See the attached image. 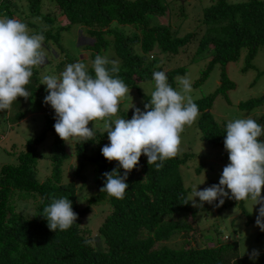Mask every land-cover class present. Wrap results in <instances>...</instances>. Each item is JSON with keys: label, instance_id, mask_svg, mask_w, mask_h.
Instances as JSON below:
<instances>
[{"label": "trees", "instance_id": "obj_1", "mask_svg": "<svg viewBox=\"0 0 264 264\" xmlns=\"http://www.w3.org/2000/svg\"><path fill=\"white\" fill-rule=\"evenodd\" d=\"M28 2V16L42 19L45 26L40 27L36 22L25 23H29L31 33H42L45 43L61 47V32L69 25L78 24L86 28L87 37L91 39L88 45L93 49L90 57L94 61L107 43L106 36L111 35L120 58L118 76L128 87H137L139 81L153 79V72L161 71L150 62V54L155 48L175 54L197 34V30H192L177 36L170 23H164L168 8L163 0H50L51 4L48 0L49 8L53 6L46 12H42V0ZM19 11L24 14L25 9L17 8L14 1L0 0V18L21 20L16 15ZM58 16L64 17L67 24L62 26L56 22ZM156 17L159 22H153ZM113 22L129 25L134 30L129 34L115 30ZM202 24L206 30L198 39L197 51L208 49L210 60L196 82L204 80L214 64L225 66L235 60L243 48L249 64L258 47L264 45V0H215L203 7ZM147 55L149 60H146ZM88 71L94 75L92 67H88ZM184 71L185 66L166 71L173 88L175 76ZM222 80L220 89L226 90L234 85L223 71ZM40 83L39 74L34 69L31 82L26 85V90L31 93L29 99L19 97L10 111H0L9 123H18L30 113L27 105L32 99L31 109L37 108L44 117L39 132L27 138L15 151L16 161L0 165V264H264V251L259 252L256 259L250 258L251 254L239 256L237 241L227 240L226 235L224 240L217 237L213 244L205 242V245L198 246L191 243L193 225L197 227L195 212L190 203L183 204L188 189L184 187L179 172L189 154L165 161L158 171L154 165L148 164L147 156L142 155L138 168L128 175L129 188L124 198L116 199L100 192L106 180L102 174L118 168L122 175L124 170L119 168L118 162H109L102 155L101 148L108 144L104 142L107 133L94 129V141L77 143L74 140L76 164L70 170V164L66 162L69 148L55 132V112L44 103L48 93L46 85ZM214 94L194 99L200 112L196 125L199 137L219 146L228 159L224 148L227 122H217L211 113ZM263 99L264 95L248 99L239 106L252 107ZM133 112L134 108H130L120 114L122 118L131 119ZM262 119L260 117L256 122L260 124ZM49 130L53 132L49 146L46 149L39 147ZM40 160L47 161L44 174L39 170ZM87 165H91L88 172L92 174V195L88 204L81 207L76 181L85 180ZM67 169L71 175L64 181ZM62 197L72 201L78 218L66 231H51L47 219L39 213L54 199ZM102 202H106L108 212L98 227L101 237L98 235L93 243L82 218L89 212L91 204ZM243 202L239 201V206L248 222L250 215ZM176 235L182 237L181 244L169 245V240Z\"/></svg>", "mask_w": 264, "mask_h": 264}, {"label": "clouds", "instance_id": "obj_2", "mask_svg": "<svg viewBox=\"0 0 264 264\" xmlns=\"http://www.w3.org/2000/svg\"><path fill=\"white\" fill-rule=\"evenodd\" d=\"M44 40L42 33H31L25 22L0 18V111H10L19 97L28 100L31 96L26 85L31 82L33 70L46 62ZM91 67L94 75L80 61L68 64L59 76L42 75L40 84L46 85L48 93L44 103L54 109L55 132L66 143L93 140L94 122H104L109 143L101 148V153L109 162H118L124 172L121 175L118 168L104 172L106 180L100 192L123 199L129 188L128 175L138 168L140 157L146 155L148 164L160 170L165 161L181 154V134L186 126L191 127L196 122L200 112L190 95L192 81L187 75L175 78L179 89H174L166 72L154 71L155 88L144 110L133 105L131 119H113L120 111L122 100L130 94L129 87L118 76L119 63L97 55ZM89 122H93L92 127ZM262 136L264 126L253 118L228 121L224 148L229 163L224 166L219 183L203 190H198L197 185L183 204L191 202L203 208L205 202L214 204L218 200L215 206L219 207L225 202L224 198L237 202L250 199L254 205H259L255 223L264 231ZM39 215L47 219L49 229L55 232L68 230L78 218L68 197L54 199ZM258 255L259 252L253 250L250 258L256 259Z\"/></svg>", "mask_w": 264, "mask_h": 264}, {"label": "rangeland", "instance_id": "obj_3", "mask_svg": "<svg viewBox=\"0 0 264 264\" xmlns=\"http://www.w3.org/2000/svg\"><path fill=\"white\" fill-rule=\"evenodd\" d=\"M11 1H14V5L20 10L22 8L25 9L24 14H21V11L16 14L20 16L23 22H36L40 27L45 26L42 19L28 16V0ZM227 1L237 2L244 0ZM42 2V12L51 11L53 5L49 8L50 0V4L48 0H42ZM213 2L215 0H163V3L168 8V14L165 13L166 22L164 23L169 22L177 36H182L185 32L192 30H197V34L193 40L179 48L175 54H167L155 48L150 54L152 55L150 62L164 72L179 66H185V71L175 76V78L187 75L191 79L192 92L190 95L193 100L215 93L211 113L217 122H228L237 118H253L257 120L261 117L263 122H260V125L264 126V99L260 104L252 107L239 106L240 103L248 99L260 98L264 95V45L258 47L249 64L245 59L246 51L243 48L235 60L229 61L225 66L214 64L206 78L196 82L210 60V51L208 49L197 51L198 39L206 30V27L202 24V9ZM152 20L153 22L160 21L157 17ZM163 20L165 21V19ZM56 22L62 26L67 24V20L62 16H58ZM27 25L29 27V23ZM112 27L115 30L125 31L126 34L134 30L129 25L115 22L112 23ZM29 29L31 30V27ZM136 31L139 33V30ZM106 41L107 43L101 49L99 55L106 56L109 60H115L120 64V58L115 52L112 36L107 35ZM90 42L91 39L87 37L85 27L78 24L69 25L68 29L63 30L60 34L61 47L43 42L46 62L36 69L37 74H39L40 78L42 75L59 76L68 64L77 61L85 63L87 67H91L93 60L90 54L93 49L88 45ZM149 59L150 57L147 55L146 60ZM222 71L234 84L226 90L220 89L223 83V80L221 82ZM154 88L153 79L141 80L137 83V87H129L130 94L122 100L120 111L117 117L113 119L122 118L120 112L129 110L133 105L144 110V105L150 100ZM174 89H179L176 80L174 81ZM32 106L33 102L31 99L27 105V110H31L30 113L19 120L18 123H9L0 114V165L16 161L15 151L20 148L27 138L35 136L42 128L43 112L37 108L31 109ZM196 122L191 127L186 126L181 134V154L178 155V157H184L189 154L185 162L179 167L183 185L188 189V196L192 194L193 189L197 185L198 190H203L210 187L211 182L218 184L224 166L229 163V159L224 157L223 150L219 146L209 144L199 137L200 132ZM89 124L91 127L93 126V122H89ZM94 125V129L101 132L104 131L103 121H95ZM52 137L53 132L47 131L44 141L39 144V147L46 149ZM260 138L264 140V136ZM104 142L109 143L108 137L104 139ZM67 146L70 155L66 162L70 164L68 168L73 170L76 164L74 140L68 141ZM46 164L47 161L40 160L39 170L41 174H44L47 170ZM89 167L91 165L85 167V180L78 179L76 181L78 204L81 207L88 204V199L92 195V174L88 172ZM70 173L71 171L68 169L64 171V181L70 178ZM202 181L204 182L201 183ZM261 194L264 195V191ZM195 199L197 202L199 201L198 197ZM224 199L225 202L219 207L215 206L218 202H214V204L205 202L203 208L193 206L190 202L195 212L194 221L197 226L196 232V228L192 223L194 230L191 243L198 246L205 245V242H207L206 244H213L216 242L217 237L224 240L223 236L226 235L227 240L237 241L239 256L252 254L253 250L264 251V231H261L255 223L259 205H254V202L250 199L243 202L244 208L250 215V220L247 222V216L242 212L239 201L229 198ZM107 212L106 202L91 204L89 212L82 218V224L88 229L90 236L94 240L93 243L96 242L99 235L98 227ZM181 242L182 237L176 235L169 240L168 244L179 246Z\"/></svg>", "mask_w": 264, "mask_h": 264}]
</instances>
